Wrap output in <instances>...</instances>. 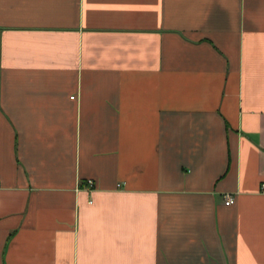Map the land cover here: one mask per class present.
<instances>
[{"label": "crops", "instance_id": "crops-1", "mask_svg": "<svg viewBox=\"0 0 264 264\" xmlns=\"http://www.w3.org/2000/svg\"><path fill=\"white\" fill-rule=\"evenodd\" d=\"M0 183V264H264V0H0Z\"/></svg>", "mask_w": 264, "mask_h": 264}, {"label": "built area", "instance_id": "built-area-1", "mask_svg": "<svg viewBox=\"0 0 264 264\" xmlns=\"http://www.w3.org/2000/svg\"><path fill=\"white\" fill-rule=\"evenodd\" d=\"M73 98V97H71ZM88 183H91V181H88ZM1 185V183H0ZM262 188H264V184H262ZM223 199H224V204L229 206V205H232L234 203V196L231 195V194H225L223 196Z\"/></svg>", "mask_w": 264, "mask_h": 264}]
</instances>
